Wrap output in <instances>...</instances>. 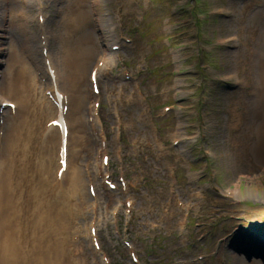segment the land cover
Segmentation results:
<instances>
[{
  "label": "rangeland",
  "instance_id": "rangeland-1",
  "mask_svg": "<svg viewBox=\"0 0 264 264\" xmlns=\"http://www.w3.org/2000/svg\"><path fill=\"white\" fill-rule=\"evenodd\" d=\"M54 1L57 4L58 0ZM158 1L160 0H154L155 6L158 5ZM183 4V0H172L171 3H167L168 6L172 5L177 12L171 17V19L175 20V25H168L165 30H167L166 33L182 30L184 33L181 36L186 33H194V36H190L188 39V41L192 40L194 42L191 47L181 48L177 46L176 48L170 47L173 49L165 50L168 47L163 45L167 42L160 40L161 36L157 33L158 30H161L158 26L160 27L161 23L165 22V19L164 17H159L157 20L153 19L154 28H156L153 30L149 17L150 11L146 14L147 17L145 16V19L139 22L132 21L131 19L128 20V18L125 19L133 22L132 24L135 22L139 27H144L149 22L150 30L149 33L147 30L142 36L137 32L134 36V42L126 45L116 54L117 61H115V65L118 62L123 63L131 68L130 72L136 78L140 75L144 76V87L146 84L152 86L151 92H153L156 86L154 81H160L157 86L159 88L162 84L168 83L162 79H169L168 75L164 77L157 74L155 70H151L155 66L153 60L156 62L162 60L161 63H163L172 57L175 64L172 67L165 66L166 69L176 68L182 61L186 60L184 71H190L191 75L181 80V82L188 85L179 90L180 95L184 96L193 90L196 94L200 92L202 103L194 107L189 101L184 103L178 101L181 110L175 113L168 112L159 118L157 115H163L161 108L165 101L160 98H152L148 94L147 99L151 105L147 107L146 113L147 115L149 112L152 113L148 115L149 125L155 132L158 129L154 124L159 120H162L160 121L162 124L161 131L164 129L165 132L167 127L172 130L175 129L178 123L182 126L196 127L194 139L190 140L192 144L189 143L183 146L184 154L171 149L169 150L171 155H168L167 160L170 163H175L179 175L184 177V179L188 180L190 178L191 172L189 171L193 169L196 171L200 169L202 173H207V176L210 175L209 173H213L210 171L214 170L217 180H221L226 184H234L235 188L239 187V192L236 198H224L221 196L220 186L216 187L218 189L216 191L209 188L210 184L206 182L203 185L191 187L188 189L190 190L188 193H182L183 198L186 194L192 206L190 215L192 219L191 223L195 222L193 231L197 235L203 236L207 242V244L203 242L204 245H202L203 240H200L198 242L200 248L198 247L196 250H211L214 253H211L209 258L204 260L191 261L188 259V261L184 260L183 262L176 263L177 260L175 259L177 258L187 259L189 251L184 248L176 236L167 239L163 238V234L160 233L157 237L158 231L165 227L163 225L158 228L159 230L156 231L155 237L144 235L146 240L152 243L151 245L155 253L154 257L150 256L152 257L150 259L151 264H264V230L261 232L256 231V228H254L253 232L250 230L249 233H253L252 238L255 241L249 238V236H244L242 230L253 225L254 222L264 223V202H262L264 199V156L259 158L251 153L249 154L245 146L240 145L241 131L245 130L248 122V117L243 111L240 102L241 100L248 102L254 96L255 88H241L244 73L248 71V65H246V61L248 60L247 55L244 57V62H242L244 55L243 48L246 47L244 42L240 43L236 40H230V38L222 39L230 34L238 33L241 29H243V38L246 36V32L249 35L250 33H254L252 38L254 45H252L251 50L253 56H251V59L253 63L259 61L264 64V0H199V9L203 11L197 10L198 16H204V18L199 21L198 27L193 26V19L183 10ZM91 5V0H87V2L81 0L80 2L69 3L67 9L70 16H72L71 13L77 11L75 10L76 8L87 14L89 13V19L83 21L85 29L81 25L76 30H65L62 23L64 17L61 15L54 17V10L52 18L44 24V30L47 33L50 32L51 35L52 33H60L64 36L68 33V39H72L73 43L78 42L80 33L85 32L90 38L93 37V51L90 52L92 55L91 59H93L96 54L99 55L103 51L102 42L108 41L111 38L110 33H107L106 30V22L111 15L109 12L110 6L105 4V2L101 1V3H97L94 6ZM33 6L32 0H28V3L14 0L10 15L2 18V21L0 20V50L9 49V53L5 56V59L7 64L13 69V73L17 72L18 66L15 62L16 56L12 55L11 52L12 50H16L17 56L21 53V44L15 43L14 40L23 39L24 37V30H20L18 24L27 23L28 31L25 32L26 36L32 37L31 41L33 45H36L37 42L38 27L33 17ZM140 7H144L142 3L136 7L138 13H142L139 10ZM56 8L55 5L54 9ZM220 8H222V11L218 10ZM207 10H209V15L206 16L203 12ZM26 12L29 14L28 20ZM105 12H109V14L106 16ZM156 12L160 13L162 11L156 10ZM242 16V22L239 23L238 19ZM124 30H126L125 26H122L116 31V34ZM85 33L84 36H86ZM147 33L149 34L148 36ZM183 41L181 37L178 42ZM143 42L150 44L149 49L143 46ZM49 44L51 46L54 42L49 41ZM156 45L158 46L156 47ZM53 47L56 48V45ZM203 48H207L206 53L202 52ZM51 49H53L52 46ZM197 49L199 55H195ZM142 52H145L143 59L136 61V57ZM175 53L177 56H174ZM234 58H236L235 62L233 61ZM91 62L87 60L83 64L88 65ZM142 64L147 65V68L141 70L140 66ZM150 66L151 68H149ZM115 70L114 66L113 71L115 72ZM3 71L5 73L8 72L6 67H3ZM4 79L0 81V94L4 91ZM251 79L255 80V75L251 76ZM103 82L107 84L110 81L101 80V84ZM199 83H202V86L196 89ZM126 84L130 87L133 86L132 82ZM82 85L86 88L85 84ZM6 92L5 90L4 93ZM113 95L117 96L118 94ZM111 97L109 93L103 90L102 100L104 108L100 111L101 114L106 112L107 103L105 102L106 99L108 102V99ZM193 97L198 98L196 95H193ZM232 107L237 108L241 112L244 121V126L232 132L234 136H231L229 129L231 126L230 110ZM261 110L264 114V96L261 99ZM198 133L199 137H196ZM110 144L111 147H115L112 140ZM167 146L168 144L163 145L165 148ZM206 149L209 152L208 156L203 154ZM201 161L203 162L200 164ZM190 163H194V165ZM205 164L206 167L203 166ZM159 177H162V175ZM159 177L156 181L154 179L156 187L160 183ZM144 181L146 183L148 181L153 182V179H144ZM211 185H214L213 182ZM196 192H201V195L195 196L194 193ZM201 196L205 200L199 204L195 198H201ZM254 198H260V202H254L252 205L249 204L248 202ZM246 224H249V226H246ZM188 228H190L189 225L187 226ZM133 231L136 230L134 229ZM249 239L251 240L249 241ZM112 253L117 263L124 264V261L118 257V253L115 250Z\"/></svg>",
  "mask_w": 264,
  "mask_h": 264
},
{
  "label": "bare ground",
  "instance_id": "bare-ground-1",
  "mask_svg": "<svg viewBox=\"0 0 264 264\" xmlns=\"http://www.w3.org/2000/svg\"><path fill=\"white\" fill-rule=\"evenodd\" d=\"M78 1L80 0H67L65 8L68 9L69 3ZM75 10L78 11L79 9L76 8ZM77 11H75L76 15L73 16V19L69 18L68 10L67 13H64L65 21L63 24L67 30H69L70 22L76 28L82 25L85 29L83 21L89 19V13L87 14L82 10ZM242 19L243 16L238 21L241 23ZM248 29L251 30L250 27ZM241 33L240 30L237 36L235 35L240 41ZM85 35L80 34L79 41L75 43L72 39H67V35H64L60 51L53 53L47 49L46 52L49 55V63L53 68L56 67L54 73L58 76L61 75L70 82L67 88H70L73 93L71 106L74 107H71L65 115L66 118L68 114L70 121V130H68L66 137V167L59 179L55 177L58 168L59 134L57 128L54 126H49L46 129L38 128V134L43 140L47 135H50L52 139L49 144L43 147L41 160L37 164L32 163L34 150L30 151V143L33 133L27 128L29 117L34 115L35 107L38 110V119L50 112L54 114V104L52 105L43 94V90L48 87L38 84L36 87L39 89L38 96L36 100H33L25 90L28 85L21 67L17 69V77H14L12 69L8 68L9 74L6 79L9 88L8 97L15 100L17 106L15 105V113L9 119L8 127L0 139V264H60L63 250L72 257L77 256L76 253L72 254L67 234L71 228L75 229L70 223L75 220L77 212L83 213L82 209L87 208L90 210L88 214H91L93 205H85L91 201V198L89 197L88 201L84 187L86 188V179L92 181L94 178L90 169L96 160V158H93L92 161L89 159L85 164L89 170L86 177L72 160L75 148L81 142V136H78L77 133L79 129L82 131L83 128L80 109L83 106V99L86 98H82L83 94L76 92L74 88H77L82 81L83 73L86 71V66L83 63L92 58L90 52L93 51L94 45L93 37L90 38L86 33ZM249 38L252 40V33H250ZM27 40L31 42L29 37ZM30 42H25V44L30 48L31 56L34 57L33 51L36 52L38 49V43L33 46ZM244 43L247 46L243 48L242 62L247 55L248 71L244 73L243 87L255 88V95L248 102L244 100L240 102L248 117L246 128L240 134V145H244L249 154L260 158L264 156V114L261 110V99L264 96V64L259 61L252 62V45H250L249 40H244ZM14 53L17 62L19 56H17L16 50ZM40 60L39 65L28 66V72L32 75L34 84L39 82L40 77H45L46 71L49 72L50 66L45 65L42 56ZM235 60L236 58L233 59L234 62ZM253 75L256 77L255 80L253 79L254 81L251 79ZM19 81L24 85L23 89L19 87ZM6 99V96L0 95V100ZM132 103L139 104L136 98L132 100ZM120 106L119 102L114 104L116 114L119 113ZM132 109L133 105L131 104V111ZM230 112L231 126L229 129L231 136H234L232 132L240 128L238 123L243 121V117L235 107H232ZM122 114L124 113H121L118 119L119 128L125 124ZM129 119L132 122L129 131L130 134H134V131L141 129L142 123L134 113L129 115ZM256 121L258 122L256 123ZM137 141L141 144L140 140L137 139ZM146 146H148L147 142ZM98 196L99 193L96 192V197L98 198ZM89 226V223L79 225L76 231L85 230L88 233ZM94 226L97 225L94 224ZM72 257L64 264H76V260H80Z\"/></svg>",
  "mask_w": 264,
  "mask_h": 264
}]
</instances>
